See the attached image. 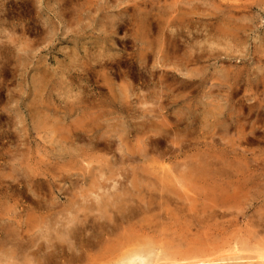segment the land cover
Returning a JSON list of instances; mask_svg holds the SVG:
<instances>
[{"label": "rangeland", "instance_id": "374dc122", "mask_svg": "<svg viewBox=\"0 0 264 264\" xmlns=\"http://www.w3.org/2000/svg\"><path fill=\"white\" fill-rule=\"evenodd\" d=\"M0 193V264H264V0H0Z\"/></svg>", "mask_w": 264, "mask_h": 264}, {"label": "bare ground", "instance_id": "6f19581e", "mask_svg": "<svg viewBox=\"0 0 264 264\" xmlns=\"http://www.w3.org/2000/svg\"><path fill=\"white\" fill-rule=\"evenodd\" d=\"M190 3V2H189ZM191 9V8H190ZM149 16V15H148ZM145 26V25H144ZM165 28V27H164ZM180 37V36H179ZM195 56V55H194ZM198 57V56H197ZM139 59V58H138ZM141 61V60H140ZM139 62V61H138ZM115 64V63H114ZM191 64V63H190ZM145 65V64H144ZM160 66V65H159ZM175 67V66H174ZM108 96V95H107ZM120 97H121V94H120ZM106 98V97H105ZM104 98V99H105ZM119 98V97H118ZM112 101V100H111ZM96 106V105H95ZM121 106V105H120ZM97 108H98V106H97ZM35 109V108H34ZM80 109V108H79ZM78 109V110H79ZM100 109V108H99ZM81 112H82V110H80ZM89 111V110H88ZM94 112V111H93ZM40 115V114H39ZM66 116V115H65ZM64 116V117H65ZM180 116V115H179ZM67 117V116H66ZM88 117V116H87ZM63 120V119H62ZM61 121V120H60ZM63 122H64V120H63ZM69 122V121H68ZM60 123V122H59ZM94 123V122H93ZM96 123V122H95ZM99 123H100V121H99ZM63 124V123H62ZM107 124V123H106ZM106 124H103V125H106ZM61 126V125H60ZM84 126H86V124L84 125ZM107 127V126H106ZM145 128V127H144ZM75 129V128H74ZM99 129V128H98ZM107 129V128H106ZM105 131H107V130H105ZM95 133H97V132H95ZM87 134V133H86ZM94 134V133H93ZM98 135V134H97ZM103 135V134H102ZM81 136V135H80ZM72 137V136H71ZM86 137V136H85ZM68 139V138H67ZM81 140H83V139H81ZM107 141V140H106ZM76 142H77V140H76ZM80 143V142H79ZM69 145V144H68ZM93 145V144H92ZM148 145V144H147ZM66 147V146H65ZM93 147V146H92ZM77 148V147H76ZM85 148V147H84ZM78 149V148H77ZM73 150V149H72ZM62 151V150H61ZM54 153V152H53ZM53 153H52V155H53ZM69 153V152H68ZM81 153V152H80ZM57 154V153H56ZM70 154V153H69ZM59 155V154H58ZM67 155V154H66ZM72 155H74V154H72ZM85 155V154H84ZM60 156V155H59ZM64 156V155H63ZM78 156V155H77ZM87 156V155H86ZM54 157V156H53ZM56 157V156H55ZM65 157V156H64ZM76 157V156H75ZM69 158H71V159H73L72 158V156L71 157H69ZM54 159V158H53ZM56 159V158H55ZM54 159V160H55ZM62 159V158H61ZM70 159V160H71ZM83 159V158H82ZM60 160V159H59ZM66 160V159H65ZM70 160H69V162H70ZM85 160V159H84ZM113 160V159H112ZM58 161V160H57ZM72 161V160H71ZM75 161V160H74ZM60 162V161H59ZM106 167V166H105ZM48 176V175H47ZM65 178V177H64ZM52 179V178H51ZM66 179V178H65ZM68 179V178H67ZM71 179V178H70ZM69 179V180H70ZM42 181V180H41ZM72 181V180H71ZM37 182V181H36ZM70 183V182H69ZM41 184V183H40ZM39 184V185H40ZM38 185V184H37ZM52 185V184H51ZM41 186V185H40ZM22 187H24V186H22ZM47 187V186H46ZM3 189V188H2ZM1 189V190H2ZM5 189V188H4ZM39 189V188H38ZM49 189H51V188H49ZM30 190V189H29ZM3 191V190H2ZM7 191V190H6ZM5 192V191H4ZM9 192V191H8ZM6 193V192H5ZM1 194V193H0ZM3 194V193H2ZM20 194V193H19ZM7 196V195H6ZM12 196V195H11ZM35 196V195H34ZM33 196V197H34ZM8 197H10V196H8ZM12 197H14V196H12ZM1 198H3V197H1ZM17 197H15V198H13V199H16ZM35 198V197H34ZM32 199V198H31ZM46 199V198H45ZM9 200V199H8ZM13 201V200H12ZM31 202H32V200H30ZM34 201V200H33ZM118 201V200H117ZM2 202H4V201H2ZM69 202V201H68ZM115 202V201H114ZM113 202V203H114ZM32 203H35V202H32ZM81 203V202H80ZM49 204V203H48ZM75 204H76V202H75ZM74 204V205H75ZM51 205V204H50ZM80 205V204H79ZM78 205L76 204V207H77ZM37 207H39L38 206V204H37ZM264 207V206H263ZM1 208V207H0ZM40 208V207H39ZM39 208H37V209H39ZM111 208V207H110ZM29 209V208H28ZM41 209V208H40ZM52 209V208H51ZM54 209V208H53ZM117 209V208H116ZM79 212V211H78ZM60 214V213H59ZM66 215V214H65ZM68 215V214H67ZM115 215H116V213H115ZM104 216V215H103ZM112 216V215H111ZM117 216V215H116ZM122 216V215H121ZM120 216V217H121ZM124 216V215H123ZM73 217V216H72ZM119 217V216H118ZM131 217V216H130ZM112 218H113V216H112ZM122 218V217H121ZM75 220V219H74ZM97 220V219H96ZM99 220H100V222H101V220H102V218L100 219V217H99ZM115 220H119V219H117V217H115ZM122 220V219H121ZM125 220V219H124ZM103 221V224H105L104 223V219L102 220ZM109 221V220H108ZM111 221H113V220H111ZM203 221V220H202ZM74 222V221H73ZM72 222V223H73ZM93 222H94V220H93ZM119 222V221H118ZM117 222V223H118ZM75 224H76V222H74ZM97 223V222H96ZM101 224V223H100ZM263 224H264V222H263ZM108 225V224H107ZM128 225V224H127ZM126 225V226H127ZM260 225V224H259ZM96 226V225H95ZM75 227V226H74ZM262 227H263V225H262ZM79 228V227H78ZM81 228V227H80ZM96 228H98V226L96 227ZM96 228H94V231H95V229ZM143 228H145V227H143ZM82 229H84V228H82ZM103 229V228H102ZM101 229V230H102ZM114 229V228H113ZM142 229V228H141ZM44 230V229H43ZM91 230V229H90ZM143 230V229H142ZM46 231V230H45ZM44 231V232H45ZM92 231V230H91ZM109 230L107 229V232H108ZM113 231V230H112ZM147 231V230H146ZM114 232V231H113ZM78 233H80V232H78ZM99 233H100V228H99ZM41 234H43V233H41ZM47 234V233H46ZM111 234H113L112 232H111ZM198 234V233H197ZM43 235H45V233L43 234ZM48 235V234H47ZM78 235V234H77ZM82 235H84L83 233H82ZM81 235V236H82ZM94 235V234H93ZM110 235V234H109ZM116 235H118V233L116 234ZM96 236V235H95ZM99 236V235H98ZM113 236H115V235H113ZM9 237H10V232L8 231V228H7V226L4 224V225H2V224H0V240L2 241V243L4 244V245H6L7 243H9V241H8V239H9ZM44 237V236H43ZM46 237V236H45ZM79 237V236H78ZM88 237V236H87ZM115 237H119V236H115ZM115 237H113V239L115 238ZM85 238V237H84ZM91 238H92V236H91ZM134 238V237H133ZM48 239V238H47ZM83 239V238H82ZM104 239V238H103ZM229 239V238H228ZM84 240V239H83ZM91 240V239H90ZM99 240V239H98ZM98 240H95V242L96 241H98ZM110 240H111V238H110ZM141 240V239H140ZM237 240V239H236ZM93 241V240H92ZM99 241H102V239L101 240H99ZM98 241V242H99ZM103 241H106V240H103ZM112 241V240H111ZM139 241V240H138ZM222 241V240H221ZM238 241V240H237ZM83 242V241H82ZM95 242H93V245H95L94 243ZM97 242V243H98ZM225 242V241H224ZM228 242V241H227ZM248 242V241H247ZM61 243V242H60ZM85 243V242H84ZM100 243V242H99ZM98 243V244H99ZM108 243H110V242H108ZM260 243V242H259ZM83 244V243H82ZM81 244V245H82ZM138 244H140V243H138ZM194 244V243H193ZM223 244V243H222ZM49 245V244H48ZM89 245V244H88ZM101 245V247H102V244H100ZM99 245V246H100ZM105 245V244H104ZM103 245V246H104ZM130 245H133V244H130ZM142 245V244H141ZM144 245V244H143ZM147 245V244H146ZM227 245H229V244H227ZM237 245V244H236ZM262 245V244H261ZM50 246V245H49ZM51 246H52V244H51ZM50 246V247H51ZM53 246H54V243H53ZM231 246H233L232 244H231ZM238 246V245H237ZM38 247V246H37ZM40 247V246H39ZM42 247V246H41ZM48 247V246H47ZM69 247V246H68ZM89 247V246H88ZM91 247V246H90ZM95 247V246H94ZM132 247V246H131ZM134 247V246H133ZM136 247H139V246H137L136 245ZM150 247V246H149ZM195 247V246H194ZM201 247V246H200ZM36 248V247H35ZM72 248V247H71ZM74 248V247H73ZM72 248V249H73ZM81 248H82V246H81ZM80 248V249H81ZM87 248V247H86ZM143 248V247H142ZM142 248H139L140 250V252H141V249ZM148 248V247H147ZM147 248H144V249H147ZM232 247H230V249H231ZM122 249H123V247H122ZM130 249V248H129ZM154 249V248H153ZM224 249H227V248H224ZM233 249V248H232ZM235 249V248H234ZM22 250V249H21ZM45 250V249H44ZM46 250H48V249H46ZM52 250H54V248H52ZM52 250L50 251V249H49V251L50 252H52ZM63 250V249H62ZM76 250V249H75ZM81 250H83V249H81ZM124 250H126V249H124ZM133 251H134V249H132ZM160 250V249H159ZM235 250H237V248L235 249ZM239 250V249H238ZM127 251V250H126ZM131 251V250H130ZM137 251V250H136ZM135 251V252H136ZM149 251V250H148ZM55 252V251H54ZM60 252V251H59ZM65 252V251H64ZM120 252V251H119ZM140 252H136L135 254H134V252L133 253H130V254H133V255H131L128 259H127V257H125L127 260L125 261V262H123L122 264H145L146 262H145V257L144 258H141V254H140ZM144 252V251H143ZM145 252H147V251H145ZM151 252H153V251H151ZM155 252V251H154ZM192 252V251H191ZM194 252H196V251H194ZM198 252V251H197ZM196 252V253H197ZM237 252V251H236ZM37 253V252H36ZM48 252H46V254H47ZM66 253V252H65ZM142 253V252H141ZM159 253H160V251H159ZM199 253V252H198ZM220 253H223V252H220ZM229 253V252H228ZM50 254V253H49ZM56 254H57V251H56ZM73 254V253H72ZM79 254V253H78ZM118 254V253H117ZM116 254V255H117ZM127 254H128V252H127ZM129 254V255H130ZM157 254H158V252H157ZM227 254V253H226ZM51 255H53V253H51ZM50 255V256H51ZM57 255H59V254H57ZM63 255V254H62ZM74 255V254H73ZM121 256H122V254H120ZM124 255V254H123ZM128 255V256H129ZM198 255V254H197ZM218 255V254H217ZM54 256V255H53ZM52 256V257H53ZM69 256V255H68ZM76 256H77V254H76ZM118 256V255H117ZM127 256V255H126ZM151 256V255H150ZM153 256H155V254H153ZM157 256V255H156ZM155 256V257H156ZM160 256V255H159ZM158 256V257H159ZM163 256V255H162ZM227 256V255H226ZM67 257V256H66ZM120 257V256H119ZM158 257H156V258H158ZM164 257V256H163ZM170 257H171V255H170ZM39 258V257H38ZM44 258V260H45V257H43ZM51 258V257H50ZM57 258V257H56ZM76 258V257H75ZM118 258V257H117ZM154 258V257H153ZM168 258V257H167ZM173 258V257H172ZM203 258H205V257H203ZM220 258H222V257H220ZM220 258H218V260L220 259ZM263 258H264V256H263ZM37 259V258H36ZM41 259V258H40ZM145 259V260H144ZM162 259V258H161ZM201 259V258H200ZM229 259V258H228ZM32 260V259H31ZM46 260H48V258L46 259ZM50 260V259H49ZM66 260V259H65ZM65 260H63V261H65ZM68 260H69V258H68ZM115 260V259H114ZM124 260V259H123ZM149 260V259H148ZM147 260V261H148ZM157 260V259H156ZM155 260V261H156ZM203 260V259H202ZM221 260V259H220ZM37 261V260H36ZM36 261H34L35 263H36ZM51 261H52V259H51ZM50 261V262H51ZM54 261H56V259H54ZM53 261V262H54ZM71 261H72V259H71ZM142 261H144L145 263H143ZM154 261V262H155ZM225 261V260H224ZM235 261V260H234ZM29 262V261H28ZM34 262H32L33 264H34ZM38 262H41L40 260L38 261ZM58 262H59V259H58ZM58 262H56V263H58ZM74 262V261H73ZM200 262H201V264L202 263H204V260L203 261H199V264H200ZM219 262V261H218ZM222 262V261H221ZM232 262V261H231ZM15 263V262H14ZM30 263V262H29ZM46 263V262H45ZM43 261H42V264H45ZM49 263V262H48ZM121 263V262H120ZM157 263V262H156ZM159 263V262H158ZM164 263V262H163ZM188 263V262H187ZM212 263V262H211ZM261 263H264V262H261ZM22 264V263H21ZM38 264V263H37ZM74 264V263H73ZM147 264H155V263H153V262H151V259L147 262ZM172 264V263H171ZM207 264V263H206ZM216 264H218V263H216Z\"/></svg>", "mask_w": 264, "mask_h": 264}]
</instances>
